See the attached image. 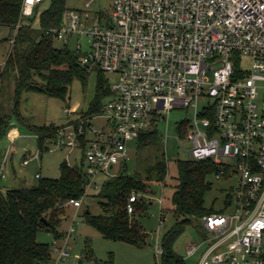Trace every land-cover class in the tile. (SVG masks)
<instances>
[{"label": "built area", "instance_id": "1", "mask_svg": "<svg viewBox=\"0 0 264 264\" xmlns=\"http://www.w3.org/2000/svg\"><path fill=\"white\" fill-rule=\"evenodd\" d=\"M80 1L84 10L68 9L61 27L44 34L65 46L76 39L81 67L119 81L109 86L112 96L98 115L74 119L76 112L67 109L69 119L58 126L55 140L46 138L48 152L85 151L86 197L122 172L131 160L130 144L168 123L173 111L193 109L189 127L178 125V141L191 144L189 160L214 163L216 180L234 178L236 187L228 201L234 212L203 217L211 238L189 243L186 258L201 255L198 264H264V0H112L110 17L91 15L96 0ZM42 2L23 0L21 19L31 17ZM81 41L88 46L85 52ZM201 97L209 104L199 112ZM98 119L108 124V135L92 125ZM9 139L13 145L15 139ZM34 159H24L22 166ZM138 197L131 195L129 214ZM66 205L79 209L82 199ZM74 233L72 225L53 242L59 262L70 257L67 242ZM156 252L163 255L162 245Z\"/></svg>", "mask_w": 264, "mask_h": 264}, {"label": "trees", "instance_id": "2", "mask_svg": "<svg viewBox=\"0 0 264 264\" xmlns=\"http://www.w3.org/2000/svg\"><path fill=\"white\" fill-rule=\"evenodd\" d=\"M68 0H43L31 17L21 19L23 0H0V26L13 30L21 24L15 38V46L3 78L13 77L15 91L13 107L8 111L0 102V140L5 137L13 116L20 118L18 106L23 93H39L49 98L66 102L75 80L85 81L90 70L80 66L81 53L70 51L69 46L56 48L55 39L44 32L60 28L64 21ZM48 3L45 10L41 7ZM38 18L40 35L33 28ZM96 96L83 116L98 115L103 106L102 100L112 96L104 73L98 70ZM0 89V99H1ZM22 125L33 135H39V152L48 151L46 138L54 141L58 126H35L20 119ZM183 136V131L180 132ZM158 141L156 132H148L136 142L138 148ZM167 163L158 162L146 170V178L139 173L129 174L128 164L113 179L106 181L97 195L101 200L103 214L93 216L89 210L84 222L94 228L107 240L124 242L135 246L146 244L148 235L139 221L148 210L147 197L153 195L154 183L164 184ZM219 171L210 161H179L177 164V185L171 197V208L162 207L161 217L165 221L168 213L174 219V226L163 238L162 264H185L174 250V243L183 233L184 227L194 220L214 214L208 209L205 197L211 190L209 178ZM85 178L81 167H70L67 162L60 166L58 179L38 178L35 186L10 189L0 192V264H52L53 244H41L39 232L47 231L60 241L65 236L58 228L65 217L66 204L70 200L85 197ZM133 193L140 195L134 204V212L128 213L129 199ZM164 205V201H163ZM162 205V206H163Z\"/></svg>", "mask_w": 264, "mask_h": 264}, {"label": "rangeland", "instance_id": "3", "mask_svg": "<svg viewBox=\"0 0 264 264\" xmlns=\"http://www.w3.org/2000/svg\"><path fill=\"white\" fill-rule=\"evenodd\" d=\"M48 3L41 7L40 11L47 8ZM112 0H96L91 9V15L103 12L107 17L111 16ZM68 9L84 10V3L80 0H68ZM26 19V18H22ZM107 24V19H105ZM35 33L40 35L39 21L36 18L33 22ZM15 36V30L7 26H0V61H4L10 47V40ZM56 48H64L65 45L55 40ZM77 40L74 39L69 44V50L75 51ZM83 52L87 51L88 46L85 41H81ZM108 85L111 86L119 81L115 75H105ZM97 72L91 71L86 80H75L70 88L69 98L66 102L58 99L49 98L39 93H23L18 106L20 118L13 116L8 131L4 138L0 140V165L5 161V178L0 180V187L26 188L35 186L38 183V176L42 178L58 179L60 177V166L63 162H68L73 166L84 167L87 169V160L85 151L82 150H56L53 154L46 151L43 154L39 152L38 141L22 125L20 119L35 126H48L54 124L60 126L68 121L66 110L70 109L76 112L73 115L75 119L82 113H86L91 102L96 96ZM1 105L8 111L13 107L15 80L13 77L3 78L0 81ZM110 100L107 97L102 100V106ZM209 100L200 98L198 107L199 112L207 107ZM193 118V109L176 110L168 117V123L164 122L155 127L158 141L146 147L137 146L136 142L130 144L129 154L131 160L128 162L129 174L139 173L144 179L146 170L150 166H155L160 161L167 164V174L164 184L154 183L152 185L153 195L147 197L148 210L139 217V221L148 235L146 244L135 246L124 242L107 240L99 234L94 228L84 222L83 215L89 210L93 216L103 214L100 207L101 200L97 197L99 192L90 189L87 196L82 199L81 208L67 207L65 217L58 230L66 234L71 226L75 228V233L67 242V251L70 257L67 261L59 262L57 255L53 253L54 264H162V255L156 252V246L162 245L163 238L168 230L174 226V219L171 213H168L165 221L160 224V215L162 207L171 208V197L177 185V164L179 161L189 160L187 150L191 144L182 139V144L178 141V125L182 122L189 127V121ZM98 130H104L109 134L106 121L102 119L95 120L92 124ZM10 137L14 138L13 145H10ZM10 148V155L7 152ZM40 155L42 159L40 160ZM35 158L29 166L23 167L24 159ZM83 166H82V165ZM123 171V170H122ZM105 181L100 179V183ZM212 184L211 190L205 197V204L208 209H213L215 213L231 214L234 212L228 201L233 199V191L236 187V179L216 180L215 176L209 178ZM138 199L140 195H138ZM164 205H160V200ZM211 238V235L205 231L202 219H196L191 225L184 227L183 233L174 243V250L178 256L185 259V264H198L201 255L194 258H186V247L189 243L201 244ZM37 240L41 244H53L54 236L47 231H41ZM206 246L203 248L205 249Z\"/></svg>", "mask_w": 264, "mask_h": 264}, {"label": "crops", "instance_id": "4", "mask_svg": "<svg viewBox=\"0 0 264 264\" xmlns=\"http://www.w3.org/2000/svg\"><path fill=\"white\" fill-rule=\"evenodd\" d=\"M31 135H33V134H31ZM42 159V157H40V160ZM1 166V165H0ZM29 166V165H28ZM24 167V166H23ZM5 172H6V170H5ZM10 189H19V188H9V187H7V186H3V187H0V192L1 193H5L7 190H10Z\"/></svg>", "mask_w": 264, "mask_h": 264}, {"label": "water", "instance_id": "5", "mask_svg": "<svg viewBox=\"0 0 264 264\" xmlns=\"http://www.w3.org/2000/svg\"><path fill=\"white\" fill-rule=\"evenodd\" d=\"M40 157H42V155H40Z\"/></svg>", "mask_w": 264, "mask_h": 264}]
</instances>
